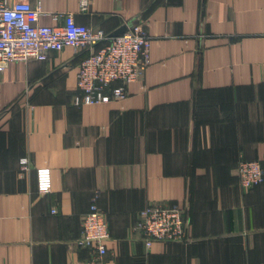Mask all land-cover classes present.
Returning a JSON list of instances; mask_svg holds the SVG:
<instances>
[{"label":"crops","instance_id":"obj_1","mask_svg":"<svg viewBox=\"0 0 264 264\" xmlns=\"http://www.w3.org/2000/svg\"><path fill=\"white\" fill-rule=\"evenodd\" d=\"M26 1L39 25H140L150 64L123 99L80 106L87 51L0 71V264H85L76 241L93 201L109 231L104 264H264V182L244 190L236 176L242 160L264 170V0ZM149 204L183 211L184 242L144 246L133 226Z\"/></svg>","mask_w":264,"mask_h":264},{"label":"built area","instance_id":"obj_2","mask_svg":"<svg viewBox=\"0 0 264 264\" xmlns=\"http://www.w3.org/2000/svg\"><path fill=\"white\" fill-rule=\"evenodd\" d=\"M87 7L88 0L79 1L80 11H86ZM40 15L39 8L26 0L12 3L0 0V71L12 62L45 61L50 52H58L64 47L87 51L76 73L78 95L73 100L75 106L123 99L124 87L139 81L150 64V37L138 24L111 37L100 29L75 24L70 19L60 26L39 25ZM100 44L103 45L97 47ZM28 170V159L21 158L20 173ZM236 176L239 187L248 190L264 181V170L258 161H240ZM34 177L36 194H48L51 190L50 169L46 166L35 168ZM133 230L139 231L147 248L153 242L180 243L186 239L183 211L175 205H146L138 213ZM108 238L105 216L93 201L82 217L76 241L79 248L90 253L85 264H104Z\"/></svg>","mask_w":264,"mask_h":264},{"label":"trees","instance_id":"obj_3","mask_svg":"<svg viewBox=\"0 0 264 264\" xmlns=\"http://www.w3.org/2000/svg\"><path fill=\"white\" fill-rule=\"evenodd\" d=\"M102 45H103V44H100V45L97 46V47H101ZM242 161H244V160H242ZM259 163H260V162H259ZM260 165H261V164H260ZM261 167H262V165H261ZM262 169H263V167H262ZM263 182H264V181H263ZM263 182H262V183H263ZM262 183H260V184H262ZM260 184H258V185H260ZM238 186H239V185H238ZM255 186H257V185H255ZM255 186H252V187H255ZM252 187H251V188H252ZM249 189H250V188H249ZM90 204H91V203H90ZM88 208H89V207H88ZM87 211H88V210H87ZM108 233H109V231H108Z\"/></svg>","mask_w":264,"mask_h":264},{"label":"water","instance_id":"obj_4","mask_svg":"<svg viewBox=\"0 0 264 264\" xmlns=\"http://www.w3.org/2000/svg\"><path fill=\"white\" fill-rule=\"evenodd\" d=\"M124 31H125V30H123V31H121V32H118V33H112L110 36H111V37H112V36H117V35L123 33Z\"/></svg>","mask_w":264,"mask_h":264}]
</instances>
